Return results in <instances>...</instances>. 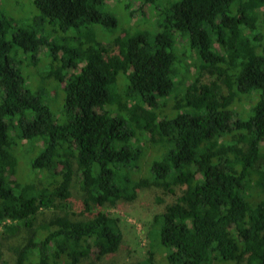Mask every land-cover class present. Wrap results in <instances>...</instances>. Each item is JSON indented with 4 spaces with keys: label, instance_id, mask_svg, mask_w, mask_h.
Returning a JSON list of instances; mask_svg holds the SVG:
<instances>
[{
    "label": "trees",
    "instance_id": "trees-1",
    "mask_svg": "<svg viewBox=\"0 0 264 264\" xmlns=\"http://www.w3.org/2000/svg\"><path fill=\"white\" fill-rule=\"evenodd\" d=\"M35 4L42 18L33 29L13 32L0 16V226L9 236L27 231L12 248L15 264L117 253L119 221L95 209L134 201L145 187L176 195L153 223L167 264H264V0H177L160 13L153 43L126 33L114 39L116 53L88 33L78 46L65 33L54 45L39 35L40 20L79 35L91 23L116 24L103 17L104 0ZM176 33L201 66L165 113L160 101L176 88ZM12 44L51 54L46 79L67 92L58 118L23 88ZM76 179L87 219L70 213ZM47 210L55 214L37 225Z\"/></svg>",
    "mask_w": 264,
    "mask_h": 264
},
{
    "label": "rangeland",
    "instance_id": "rangeland-1",
    "mask_svg": "<svg viewBox=\"0 0 264 264\" xmlns=\"http://www.w3.org/2000/svg\"><path fill=\"white\" fill-rule=\"evenodd\" d=\"M175 1L177 0H155L149 4L145 0H104L102 15L103 17L114 16L116 24L105 26L91 23L82 29L81 35H79L76 29L63 31L58 24L52 25L50 21L40 20L42 29H40L39 35H50L54 45L60 42L59 36L65 33L72 44L78 46L80 39L88 33L93 36L92 38L96 42L112 46L113 52L116 53L118 48L113 46L114 39L126 33L130 34L131 37L142 34L150 43H153L156 35L164 26V19L160 20V13ZM35 3L36 0H0V16L3 15L13 23V32L21 29H33L36 27L37 20L42 18V12ZM186 38L176 33L177 43L174 48L178 58L175 64L176 88L170 97L160 101L161 105L165 103V113L171 111L170 107L176 96L183 93L185 87L192 80L191 76H194L201 66L197 53L191 50L189 40ZM9 41L11 42L10 37ZM12 46L14 47L13 57H11L14 59L12 66L21 74L24 81L23 88L30 89L33 94L40 95L43 103L58 118L60 113H63L67 92L64 84H60L54 79H46L50 71L49 67L52 65L51 54L47 53V48H41L39 52H24L22 49H17L15 44ZM53 64H55L54 61ZM211 78V75L204 73L202 81L208 82ZM127 81L126 74L119 75V91L125 90ZM58 120L62 122L63 115ZM28 150L34 153V156L40 152L35 146ZM24 152L23 149L21 153ZM259 164L264 165V159L260 160ZM25 165L21 164L23 167L21 172L24 171ZM176 193L179 194L180 192L176 191ZM84 198L85 193L81 190L80 183L76 179L72 190V208L70 211L72 218H89L85 212ZM175 198V193L164 192L155 187H145L139 191V195L134 201H120L114 206L106 205L95 209V211L110 213L118 219L123 234V243L117 253L103 257L101 260H97L96 253H93L82 264H146L151 253L154 256V264H167L165 251L162 252L159 248V241L153 243V223L155 218L164 212L165 207L175 201ZM54 214L55 211L52 210L40 213L37 225L48 222ZM59 214L63 213L59 212ZM26 236V229L20 230L15 236H9L0 226V264H15L16 258L12 248L20 245Z\"/></svg>",
    "mask_w": 264,
    "mask_h": 264
}]
</instances>
